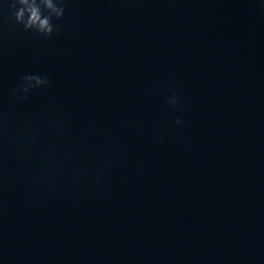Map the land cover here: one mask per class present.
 I'll list each match as a JSON object with an SVG mask.
<instances>
[{
  "label": "clouds",
  "instance_id": "1",
  "mask_svg": "<svg viewBox=\"0 0 264 264\" xmlns=\"http://www.w3.org/2000/svg\"><path fill=\"white\" fill-rule=\"evenodd\" d=\"M10 8L18 25H22L26 32L37 36L50 38L53 33H59V28L53 24V19L59 21L65 14L64 0H12ZM22 82L12 89L13 95L20 100H27V94L36 88L51 87L52 82L47 77L37 74H26ZM173 106H178L179 100L173 95L168 101ZM180 124L179 119L176 120Z\"/></svg>",
  "mask_w": 264,
  "mask_h": 264
}]
</instances>
